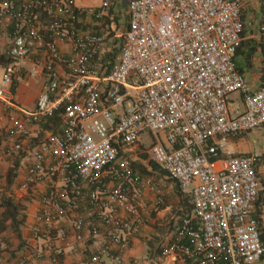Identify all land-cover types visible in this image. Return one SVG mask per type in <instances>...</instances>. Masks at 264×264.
<instances>
[{
  "label": "built area",
  "instance_id": "built-area-1",
  "mask_svg": "<svg viewBox=\"0 0 264 264\" xmlns=\"http://www.w3.org/2000/svg\"><path fill=\"white\" fill-rule=\"evenodd\" d=\"M119 1L125 28L116 18ZM243 6V0H101L89 7L76 0H0V35H7L0 104L9 111L11 142L5 153L33 158L22 188L46 184L33 234L51 264L60 263L65 216H73L76 240L85 230L105 237L97 253L79 263L95 264L113 245L117 252L127 247L146 190L156 193L154 209L164 203L155 177L133 167L144 133L152 138L144 152L193 204L161 255L187 264L260 260L264 246L254 210L261 154L228 148L232 138L264 125V60L263 79L253 88L234 59ZM114 39L120 43L112 63ZM258 39L264 44V11ZM21 71L45 80L31 110L15 100ZM234 92L241 106L232 105ZM56 113L60 133L32 148L19 141L29 134L28 123ZM85 201L99 209L97 222L80 214Z\"/></svg>",
  "mask_w": 264,
  "mask_h": 264
},
{
  "label": "crops",
  "instance_id": "crops-1",
  "mask_svg": "<svg viewBox=\"0 0 264 264\" xmlns=\"http://www.w3.org/2000/svg\"><path fill=\"white\" fill-rule=\"evenodd\" d=\"M76 1L78 4V0ZM243 1L241 18L244 31L242 40L249 43L248 50L253 46L256 48L248 59H244L242 56H237L234 59L235 63L239 65V71L252 87L256 88L263 79L264 44L259 42L258 29L264 4L260 0ZM6 41L7 35L1 34L0 51L5 48ZM30 66L28 62L25 63L26 68ZM44 81L42 75L29 76L25 71H21L20 77L14 81L15 100L23 108L33 109ZM239 103L232 102V105L241 106ZM8 112L4 111L0 104V238L6 244L5 247L0 246V264H51L45 245L33 234V228L38 224L40 198L47 191V187L45 183L32 184L28 190L21 187V184L27 180V168L33 158L24 153H5L8 149L6 146L11 143L5 133ZM262 128L259 139H250L248 132L243 136L232 138L228 148L235 152H258L261 154V162L257 166L260 189L254 216H257L258 219L261 243H264V125ZM28 129L29 134L19 137V141L24 146L32 148L51 134L60 133L61 121L60 119L56 120L55 117H49L37 123H28ZM147 169L148 172L142 173L155 177L159 184L158 192L163 197L164 203L154 209L153 201L156 193L146 190L137 205V213L134 216L140 221L139 228L130 236L127 247L121 252H117V246L113 245L112 252L104 255L102 261L95 264H187L173 256H162L160 247L173 237L179 221L191 214V196L182 191L178 184L167 178L163 172L153 173L150 167ZM6 197L13 199L21 207L24 215L20 225L21 237L15 229L11 212L3 203V199ZM79 212L85 218L97 222L99 209L88 201L84 202ZM72 219V215H67L59 224L67 232L62 243L63 252L59 264H79L81 261L89 260L106 242L104 236H91L88 230L83 232L82 240H76L71 229ZM98 224L100 223L98 222ZM256 264H264V255Z\"/></svg>",
  "mask_w": 264,
  "mask_h": 264
},
{
  "label": "trees",
  "instance_id": "trees-1",
  "mask_svg": "<svg viewBox=\"0 0 264 264\" xmlns=\"http://www.w3.org/2000/svg\"><path fill=\"white\" fill-rule=\"evenodd\" d=\"M116 18L119 19V16H116ZM123 26L124 28L126 27V24H127V19L125 18V21L123 20ZM244 31V29H243ZM242 36H243V32H242ZM113 43V52L110 54V57L109 59L112 61V63L115 61V57H116V54H117V51H118V46L116 45L117 43H120L119 40L117 39H114L112 41ZM249 45V43L245 40H241L239 46L237 47L236 49V52H235V58L237 56H242V58L244 59H248L253 50L256 48V46H253L251 47L249 50L247 49V46ZM236 64V63H235ZM236 68L239 70V65L236 64ZM14 87L15 85L13 84V90H14ZM51 117H55L56 120H59V113H56L55 115L51 116ZM143 157H147L146 154H142ZM149 163L151 164V171L153 173H157V172H163L161 170V168H159V166L153 162L151 159L148 160ZM142 172H147V170H145L144 168H142ZM3 203L4 205H6L7 209L11 212V216L13 217L14 220L13 223H14V226L16 227V231L19 235V237H21V232H20V225L22 224V221H23V218H24V215L22 214V210H21V207L19 204H17L16 202H14L13 199L9 198V197H6L5 199H3ZM191 205L192 204V200H191ZM16 217H19V218H16ZM257 218V216H255ZM262 245L264 246V243H262ZM264 255V253H263Z\"/></svg>",
  "mask_w": 264,
  "mask_h": 264
},
{
  "label": "rangeland",
  "instance_id": "rangeland-1",
  "mask_svg": "<svg viewBox=\"0 0 264 264\" xmlns=\"http://www.w3.org/2000/svg\"><path fill=\"white\" fill-rule=\"evenodd\" d=\"M101 3V0H78V5L79 6H85V7H89V6H98L99 4ZM116 9H119L120 11L118 12L119 13V18L120 20H124L125 21V11L123 10V6L121 5V2H117L116 3V6H115ZM122 21H120V24L121 26L123 27V23ZM230 97L232 99L233 102H236L238 101L239 102V96L237 93H231L230 94ZM261 127H257L255 129H252L251 131H249L248 133V137L250 139H259L260 138V135H261ZM152 141V138L149 136V134L147 133H144L141 135L140 137V141L138 142V150H143L138 156L136 159H134L133 161V167L138 170L139 172H142V168H144L145 170H148L147 168L150 167L151 168V164L149 163L148 160H150V156L149 154L144 150L147 149V147L149 146V144L151 143ZM146 154L147 157H143L142 154ZM148 172V171H147Z\"/></svg>",
  "mask_w": 264,
  "mask_h": 264
}]
</instances>
